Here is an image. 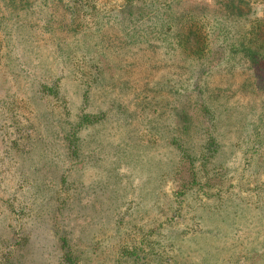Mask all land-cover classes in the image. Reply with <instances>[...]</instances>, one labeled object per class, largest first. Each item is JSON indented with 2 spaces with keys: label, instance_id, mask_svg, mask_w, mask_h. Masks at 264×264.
I'll use <instances>...</instances> for the list:
<instances>
[{
  "label": "trees",
  "instance_id": "trees-1",
  "mask_svg": "<svg viewBox=\"0 0 264 264\" xmlns=\"http://www.w3.org/2000/svg\"><path fill=\"white\" fill-rule=\"evenodd\" d=\"M192 1L0 0V161L10 169L0 185L8 179L14 193L21 186L39 197L21 201L18 225L0 233V264L81 260L84 237L74 242L65 224L46 231L69 205L101 222L95 201L110 192L120 208L132 191L137 212L146 201L177 214L203 211L221 198L213 181H225L235 149L243 169L264 168V0ZM37 38L51 45V59L15 52L43 47ZM55 61L61 71L50 67ZM138 62L148 71L135 79ZM86 168L99 180H85ZM182 169L177 198L164 203L158 188ZM92 191L96 198L81 205ZM32 243L40 251L33 257L25 251Z\"/></svg>",
  "mask_w": 264,
  "mask_h": 264
},
{
  "label": "rangeland",
  "instance_id": "rangeland-1",
  "mask_svg": "<svg viewBox=\"0 0 264 264\" xmlns=\"http://www.w3.org/2000/svg\"><path fill=\"white\" fill-rule=\"evenodd\" d=\"M190 2L194 3L192 0ZM36 41L43 47L34 49L35 51L32 52L24 49H15V52L22 53V58L28 56L32 58L35 52H38L39 57L43 59L49 58V53L54 55L49 43L42 44L43 41L39 38ZM35 65L37 64L30 65V69L39 68V65ZM24 67L26 68L27 65ZM50 67L54 71H61L60 65L56 61L51 62ZM137 67H140L139 62L134 65V78L139 79L143 78V75L146 76L145 73L148 69L141 66L143 70H140ZM2 78L3 76L0 75V93L4 86ZM126 97L130 98L129 95ZM99 101H101V97L97 98V103ZM93 109L95 108L93 107ZM4 146L5 144L0 140V156L5 153ZM165 150V147L161 148L160 152ZM239 155L240 150L237 148L229 158L230 160L226 164L228 173L225 181L222 183L217 180L213 181L214 189H221L220 197L229 198L225 201L227 205L220 209H212L213 204L221 199L218 200V196L210 198L208 203L211 205L204 208L203 211L201 207H198L194 211L190 209L177 214L170 212L169 207L164 210L150 208L146 201L144 204L146 209L137 212L134 207L136 199L132 195V191H129L127 197L123 198L124 204H121L120 208L119 200L109 198L110 192H108L95 201L98 208L94 209V215H97L98 211L101 212L99 214L102 215L101 222L92 219V212L84 217L80 216L84 213L83 207L69 205L72 209L63 210L57 214L55 220H47L46 225L49 226L46 229L47 234H55L53 231L55 227L60 228L65 224L68 229L73 231L74 242L80 241L79 238L84 237V240L80 241V245L87 251V254L76 264H264V168L256 172L252 167L243 169L242 165L237 164ZM5 162L6 159L0 161V170H2L0 177H5L6 172H10ZM235 166H238L236 174L231 170ZM184 171L182 169L181 173L173 178H167L158 188L160 190L157 192L166 196V198H162L164 203L174 197L177 198V191L181 188L186 177ZM84 172L85 180L89 182L91 179L99 180L95 175L94 168H86ZM28 173L29 171L24 173L25 177ZM232 174L233 176H231ZM141 180L142 178L136 177L131 186L136 188L135 185ZM145 184L149 188L151 182H145ZM26 188L19 186L18 191L14 193V184L8 179H5V184L0 185V233L3 237L11 235L12 227L10 226L12 224L17 223L18 225V204L21 201L25 204L32 203L39 198L38 195L31 196V190H26ZM14 195L15 199L11 200V196ZM93 198H96L93 191L82 193L80 204L87 205ZM6 200L14 205L12 211L11 207L10 210H7ZM97 219L100 218L97 216ZM131 219L136 225L129 228L130 224L127 222ZM36 226L32 225L31 227H35L36 234H39V225ZM94 226L96 230L92 231L91 227ZM15 231L14 236L19 238L17 227ZM45 243L44 247L49 249L50 243ZM11 244L9 243L11 248L15 247ZM98 245L100 248L97 247ZM30 248L31 251L26 246L25 251L28 252V256L33 257L40 252L35 243H32ZM124 251L138 253L139 258L122 256Z\"/></svg>",
  "mask_w": 264,
  "mask_h": 264
}]
</instances>
